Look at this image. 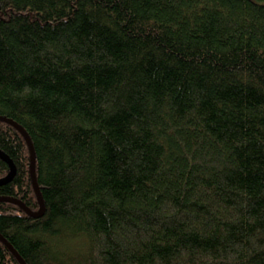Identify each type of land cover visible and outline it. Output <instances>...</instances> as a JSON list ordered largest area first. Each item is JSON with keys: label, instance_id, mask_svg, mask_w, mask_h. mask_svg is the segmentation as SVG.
I'll list each match as a JSON object with an SVG mask.
<instances>
[{"label": "trees", "instance_id": "trees-1", "mask_svg": "<svg viewBox=\"0 0 264 264\" xmlns=\"http://www.w3.org/2000/svg\"><path fill=\"white\" fill-rule=\"evenodd\" d=\"M0 117L24 264H264V0H0Z\"/></svg>", "mask_w": 264, "mask_h": 264}, {"label": "water", "instance_id": "water-1", "mask_svg": "<svg viewBox=\"0 0 264 264\" xmlns=\"http://www.w3.org/2000/svg\"><path fill=\"white\" fill-rule=\"evenodd\" d=\"M0 121L7 123L9 125H11L12 127H14L23 137V139L25 140L28 149H29V154H30V177H31V182H32V187H33V191L35 194V197L37 199L38 205H39V210L37 212H30L21 202L14 200V199H8V198H0V202H7V203H11V204H15L17 205L19 208H21L22 211H24L27 216L32 217V218H39L42 216L43 211H44V206L42 203V199L36 184V179H35V157H34V151L32 149V145L31 142L28 138V136L26 135V133L24 132V130L22 128H20L19 126H17L16 124H14L12 121L1 118L0 117ZM0 160H2L8 167V174L0 179V186L4 185L8 182H10L12 180V178L15 175V166L12 163V161L2 152H0ZM0 242H2L10 251V253L15 257V259L17 260V262L19 264H24V262L22 261V259L17 255V253L5 242V240L0 236Z\"/></svg>", "mask_w": 264, "mask_h": 264}]
</instances>
